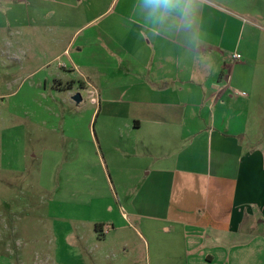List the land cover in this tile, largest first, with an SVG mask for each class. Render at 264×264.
Segmentation results:
<instances>
[{"label":"crops","instance_id":"obj_1","mask_svg":"<svg viewBox=\"0 0 264 264\" xmlns=\"http://www.w3.org/2000/svg\"><path fill=\"white\" fill-rule=\"evenodd\" d=\"M53 1L64 20L81 12L87 30L78 53L100 98L91 115L96 154L110 175L140 178L127 212L119 206L121 221L110 223L131 233L110 237V246L108 223L74 216L67 234L86 246L83 259L264 264V141L247 147L257 129L252 106L238 107L229 92L247 102L235 93L251 83L218 77L211 57L234 28L221 10L236 0H194L190 29L180 10L157 18L144 0ZM147 191L154 201L142 200Z\"/></svg>","mask_w":264,"mask_h":264},{"label":"rangeland","instance_id":"obj_2","mask_svg":"<svg viewBox=\"0 0 264 264\" xmlns=\"http://www.w3.org/2000/svg\"><path fill=\"white\" fill-rule=\"evenodd\" d=\"M235 2L221 10L234 28L219 37L224 46L211 57L218 77L251 83L249 90L235 84L246 90L247 102L229 92L238 107L252 106V148L264 141V0ZM60 8L53 0H0V264H90L83 259L86 246L67 234L74 216L108 223L109 246L110 237L131 233L113 232L110 223L121 221L119 206L127 212L140 178L110 175L96 154L99 120L91 115L99 105L86 94L96 87L87 84L94 80L78 53L87 30L81 12L71 22ZM234 53L242 59L233 60ZM76 93L78 105L71 99ZM144 194L146 203L154 201Z\"/></svg>","mask_w":264,"mask_h":264},{"label":"clouds","instance_id":"obj_3","mask_svg":"<svg viewBox=\"0 0 264 264\" xmlns=\"http://www.w3.org/2000/svg\"><path fill=\"white\" fill-rule=\"evenodd\" d=\"M146 7L150 10V15L163 18L171 12L180 10L183 13V21L186 29H190L192 22L190 16V8L194 0H144ZM181 5L183 7L181 8Z\"/></svg>","mask_w":264,"mask_h":264},{"label":"built area","instance_id":"obj_4","mask_svg":"<svg viewBox=\"0 0 264 264\" xmlns=\"http://www.w3.org/2000/svg\"><path fill=\"white\" fill-rule=\"evenodd\" d=\"M232 59L239 60L241 59V56L238 54H233ZM60 66L65 67L64 65H60ZM86 94H87V100L90 104L95 105V106L99 105L100 98H99V93L97 90H95L94 88H91L89 90H86ZM235 94L239 97H244V98L248 97V94L244 92H236Z\"/></svg>","mask_w":264,"mask_h":264},{"label":"water","instance_id":"obj_5","mask_svg":"<svg viewBox=\"0 0 264 264\" xmlns=\"http://www.w3.org/2000/svg\"><path fill=\"white\" fill-rule=\"evenodd\" d=\"M71 99L76 105H78L82 101V98L79 93H76L75 95H73Z\"/></svg>","mask_w":264,"mask_h":264},{"label":"trees","instance_id":"obj_6","mask_svg":"<svg viewBox=\"0 0 264 264\" xmlns=\"http://www.w3.org/2000/svg\"><path fill=\"white\" fill-rule=\"evenodd\" d=\"M99 227V226H98ZM97 228V227H96Z\"/></svg>","mask_w":264,"mask_h":264}]
</instances>
